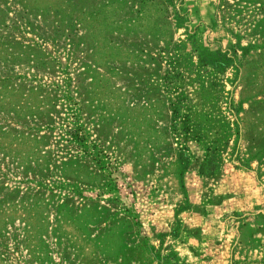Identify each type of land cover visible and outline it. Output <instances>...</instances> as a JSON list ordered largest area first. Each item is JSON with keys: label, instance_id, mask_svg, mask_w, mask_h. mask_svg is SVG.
<instances>
[{"label": "rangeland", "instance_id": "obj_1", "mask_svg": "<svg viewBox=\"0 0 264 264\" xmlns=\"http://www.w3.org/2000/svg\"><path fill=\"white\" fill-rule=\"evenodd\" d=\"M0 264H264V0H0Z\"/></svg>", "mask_w": 264, "mask_h": 264}]
</instances>
